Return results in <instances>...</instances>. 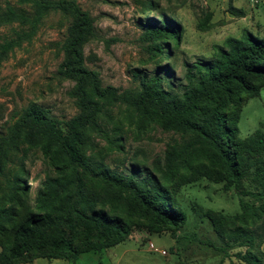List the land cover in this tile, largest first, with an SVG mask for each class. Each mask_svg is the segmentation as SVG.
I'll return each instance as SVG.
<instances>
[{
  "label": "rangeland",
  "instance_id": "obj_1",
  "mask_svg": "<svg viewBox=\"0 0 264 264\" xmlns=\"http://www.w3.org/2000/svg\"><path fill=\"white\" fill-rule=\"evenodd\" d=\"M75 1L94 18L97 31L83 46L85 66L98 72L103 87L111 85L119 91H139L153 76L162 75L163 88L181 96L188 68L199 59L211 58L228 37L239 39L247 32L264 37V0ZM0 6L29 9L16 0H0ZM165 18L177 25V40L150 33ZM72 19L67 12L51 11L30 40L6 54L0 49V210L14 203V184L21 180L25 187L19 192L22 206L18 207L17 221L0 239V253L19 221L35 212V198L47 181L71 177L41 146L28 148L23 140L5 146L2 141L12 135L17 120L30 105L42 106L63 126L80 113L72 95L76 81L59 72ZM23 30L27 26L0 25V45ZM256 84L257 93L245 94L239 104L227 108L228 123L245 149L250 139L264 140V80ZM142 120L126 103L104 105L98 128L86 129L82 153L87 164L126 176L138 169L144 176L147 168L165 166L170 145L192 138L191 133ZM239 155L243 177L238 182L207 156L199 155L187 169L179 165L178 173L165 184L174 212L185 215L178 229L165 227L151 232L147 220L137 215L132 217L128 236L111 247L80 253L76 261L28 254L19 264H114L116 259L121 264H247L237 253L254 252L244 239L251 235L255 218L252 214L243 216L242 201L255 207L264 203V198L251 194L264 190L260 172L264 170V153L239 149ZM80 174L87 201L108 210L118 204L121 216L127 218L125 201L118 202L103 183L82 171Z\"/></svg>",
  "mask_w": 264,
  "mask_h": 264
},
{
  "label": "trees",
  "instance_id": "obj_2",
  "mask_svg": "<svg viewBox=\"0 0 264 264\" xmlns=\"http://www.w3.org/2000/svg\"><path fill=\"white\" fill-rule=\"evenodd\" d=\"M16 1L29 9L0 6V25L17 23L27 26V30L1 44L3 54L30 40L49 12L60 10L73 17L67 29L65 59L59 72L76 81L72 95L80 113L63 126L42 106L30 105L17 120L12 135L3 139L5 146L21 140L28 148L41 146L46 154L52 155L60 170L71 173V177L47 181L35 198V212L22 218L11 231L0 253V264H19L28 254L76 261L80 253L123 241L130 233L132 217L137 215L147 220L151 232H160L165 227L178 229L184 224L185 215L174 212L165 184L172 181L180 164L187 169L199 155L207 156L231 180L238 182L243 177L238 166L239 149L264 153L263 138L250 139L246 149L243 148V142L236 138V129L228 123L227 114V108L239 104L245 94L257 93L256 82L264 80V37L252 32L239 39L228 37L211 58L199 59L188 68L181 96L163 88L162 75L153 76L139 91H119L111 85L103 87L98 72L85 66L83 46L97 36L95 20L88 11L75 0ZM150 33L159 37L171 35L177 40L178 27L172 19L165 18ZM116 102L132 106L144 123L157 121L164 129L191 133L192 138L183 144L170 145L165 166L147 168L144 176H140L138 169L126 176L108 168H92L82 153L86 129L98 128L103 106ZM81 171L112 190L118 202L127 203V211L123 207L127 218L121 216L118 204L108 210L105 205L98 208L85 199ZM260 172L264 178V170ZM20 181L13 185L14 203L0 210V239L6 237L9 225L19 216L18 207L22 206L19 192L25 189ZM251 194L256 199L264 198V190ZM242 209L244 217L252 214L255 218L251 235L244 239L254 252L237 253V256L247 264H264V203L255 207L242 201Z\"/></svg>",
  "mask_w": 264,
  "mask_h": 264
},
{
  "label": "crops",
  "instance_id": "obj_3",
  "mask_svg": "<svg viewBox=\"0 0 264 264\" xmlns=\"http://www.w3.org/2000/svg\"><path fill=\"white\" fill-rule=\"evenodd\" d=\"M262 249L264 251V243L262 245ZM114 264H121V263H120L119 259H116V260H114Z\"/></svg>",
  "mask_w": 264,
  "mask_h": 264
},
{
  "label": "built area",
  "instance_id": "obj_4",
  "mask_svg": "<svg viewBox=\"0 0 264 264\" xmlns=\"http://www.w3.org/2000/svg\"><path fill=\"white\" fill-rule=\"evenodd\" d=\"M164 253H165V251H164Z\"/></svg>",
  "mask_w": 264,
  "mask_h": 264
}]
</instances>
